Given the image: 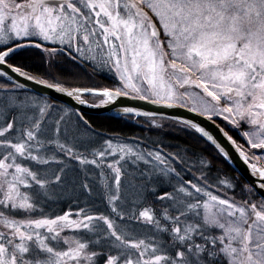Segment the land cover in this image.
<instances>
[{"label":"snow or ice","instance_id":"1","mask_svg":"<svg viewBox=\"0 0 264 264\" xmlns=\"http://www.w3.org/2000/svg\"><path fill=\"white\" fill-rule=\"evenodd\" d=\"M0 264H264V0H0Z\"/></svg>","mask_w":264,"mask_h":264},{"label":"trees","instance_id":"2","mask_svg":"<svg viewBox=\"0 0 264 264\" xmlns=\"http://www.w3.org/2000/svg\"><path fill=\"white\" fill-rule=\"evenodd\" d=\"M30 63H34L33 71L42 72L44 69L40 65L39 53L37 50V54L32 57ZM85 84H110L112 81L108 77V74L97 73L95 76L89 78H84L80 81ZM89 114V113H88ZM95 120L97 128L105 132L108 135L119 134L121 136L128 137H148L150 136L152 139L163 140L165 144H181L184 145L187 143L192 146L195 150L200 151L201 149H205L206 151L211 152L212 149L210 147H206L202 141L196 139L195 134H190L189 131H181L176 128H165L162 131L153 130L149 132L145 126L141 123L127 120H116L112 119L111 115H101V114H89ZM216 168H220L222 170V174H227L229 176H239L242 181H245L239 173H237L233 167L222 158L214 162ZM215 171V169H214Z\"/></svg>","mask_w":264,"mask_h":264},{"label":"water","instance_id":"3","mask_svg":"<svg viewBox=\"0 0 264 264\" xmlns=\"http://www.w3.org/2000/svg\"><path fill=\"white\" fill-rule=\"evenodd\" d=\"M28 86L30 89H42L45 93H49L53 96V98H58L59 100H61L62 102H70V103H74V101H70L68 97L63 96L60 93H57L53 90L50 89H46L43 88V86L41 85H36L32 82H28ZM146 108L150 109V110H157V106L154 105H145ZM85 111H87L89 114H101V115H111L113 116V113L111 111H108L106 108L103 107H99V108H85ZM168 112L172 113V114H183L188 118H192L194 116L193 113L190 112H185L182 109H168ZM198 119H202V118H198ZM204 123L207 125V127H209L211 130L214 131V133L216 132L215 128L213 125H211L209 122L204 121ZM217 135H219V133H216ZM233 156H234V160L232 161H227L232 167L233 169L239 173L241 175V177L246 180V177L248 176V173L245 171V166L243 165V162L239 159L238 155L233 152Z\"/></svg>","mask_w":264,"mask_h":264}]
</instances>
